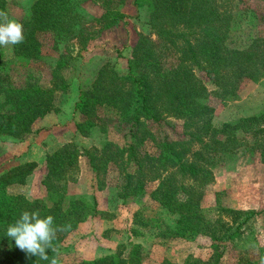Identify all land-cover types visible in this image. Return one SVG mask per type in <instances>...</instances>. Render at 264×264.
<instances>
[{
    "label": "trees",
    "instance_id": "obj_1",
    "mask_svg": "<svg viewBox=\"0 0 264 264\" xmlns=\"http://www.w3.org/2000/svg\"><path fill=\"white\" fill-rule=\"evenodd\" d=\"M118 1L124 4L126 0ZM130 1L135 12L143 13L144 25L159 41L136 34L130 45L114 48L113 59L95 70L89 84L78 87L71 118L75 133L88 137L97 110H110L123 132V143L105 141L99 151H86L90 193L68 190L77 148L46 155L42 166L33 161L8 168L0 165V264H49L29 257L6 236L8 225L25 210H39L41 217L53 216L56 226L71 224L53 241L60 264H143L149 251L132 238L143 236L146 228L165 240L203 237L210 250L206 259L188 254L181 262L163 258L160 264H219L223 253L243 235L247 221L261 212L219 205L204 208L201 201L204 187L212 182L211 169L221 156L234 152L239 136L254 140L249 149L256 151L264 164V109L214 127V107L208 103L211 94L222 103L235 100L242 85L264 76V36L247 45L241 41L225 0ZM256 1L264 5V0ZM8 5L0 0V12L7 13ZM78 5L70 0H33L15 20L23 25L25 40L10 45L9 60L0 47V144L28 137L37 120L56 111L54 94L69 86L62 71L77 61L67 50V38L75 36V31L76 37L83 33ZM117 18L110 19L103 29L116 26ZM81 46L84 53L94 49L86 41ZM37 61L47 64L49 87H42L30 69ZM169 117L183 122L176 140L159 135L158 128ZM35 172L40 178L35 179L38 189L35 187L32 196L8 193V187L26 184ZM148 182L154 183L147 193L150 201L173 215V223L158 211L138 208L124 219L120 231L127 238L115 249L91 258L69 251L74 236L87 223L116 219L101 202L99 207L97 193L113 189L111 196L131 208L145 195ZM48 254L50 258L54 255L50 250ZM237 264L246 262L241 257Z\"/></svg>",
    "mask_w": 264,
    "mask_h": 264
},
{
    "label": "rangeland",
    "instance_id": "obj_2",
    "mask_svg": "<svg viewBox=\"0 0 264 264\" xmlns=\"http://www.w3.org/2000/svg\"><path fill=\"white\" fill-rule=\"evenodd\" d=\"M6 1L9 5L5 14L9 20H16L33 0ZM70 1L79 3L78 11L82 19L79 29L81 28L83 33L82 36L76 37L78 32L75 31L73 34L75 36L67 38L66 41L68 52L72 57L77 58L75 64L62 71L69 86L65 91H57L54 94L56 111L37 120L32 126V134L22 140L7 139L8 145L0 144V165L8 168L21 161H33L42 166L46 155H56L66 147L75 148V150L77 148L79 155L74 169L69 174L68 190L72 189L78 193L84 189L90 193L88 182L91 174L86 151L90 153L99 151L105 141L121 145L123 132L116 115L110 110L99 108L97 115L93 118L94 127L90 130L89 136L82 137L76 134L71 118L77 89L79 86L89 84L94 78L95 70L113 59L114 48L130 45L136 34H141L155 43L159 40L144 25L143 13L135 12L130 0H126L124 4L118 0ZM225 5L233 14L236 36L246 45L252 39L264 36V5L262 3L256 0H225ZM117 16L120 20H117L116 26L107 30L103 29L105 23ZM85 41L87 45L94 46L91 52H80L81 44L85 45ZM63 47L61 46V49ZM2 50L5 52V59L9 60L10 46L2 47ZM125 54L126 51H124ZM46 67L47 64L43 61L30 64V69L35 72L42 87H49V73L45 71ZM205 85L211 92L212 87L206 82ZM208 103L214 107L212 117L214 127H219L224 122L257 115L264 109V76L242 85V90L235 100L222 103L211 94ZM158 130L161 137L166 136L176 140L182 133L183 122L169 117ZM237 139L239 143L235 145L234 152L221 156L211 169L212 182L203 189L201 205L204 208H214L219 205L235 210L261 211L247 221L243 235L223 253L219 264H237L241 257L246 264H264V164L260 162L258 153L249 149L254 145L252 138L241 135ZM37 172L32 175L34 178L27 180L26 184L10 187L8 193L29 197L35 190V179L40 178ZM63 183L61 182L59 187H62ZM36 188L38 189V185ZM153 188L154 183L148 182L145 195L132 203L131 208L121 206L119 200L111 196L113 189L108 188L97 193L99 207L101 202V206L104 205L105 209L112 211L116 219L110 222L95 220V222L87 223L74 236V247L69 251L84 258H91L115 249L117 244L124 242L127 238L124 231H120L124 227V219L131 211L134 212L138 208L158 211L165 221L173 223V215L158 206L155 201H150L147 193ZM39 190L44 188L40 187ZM142 232H144L143 236L132 238V240L141 243L149 251L143 264H160L163 258L181 262L188 254L206 259L210 254L203 237L195 241L165 240L155 237L151 229H142Z\"/></svg>",
    "mask_w": 264,
    "mask_h": 264
},
{
    "label": "clouds",
    "instance_id": "obj_3",
    "mask_svg": "<svg viewBox=\"0 0 264 264\" xmlns=\"http://www.w3.org/2000/svg\"><path fill=\"white\" fill-rule=\"evenodd\" d=\"M24 40L23 25L9 20L7 14L0 12V47L21 44ZM70 228V223L54 225V217H41L39 210H25L19 219L8 225L6 236L14 240L15 246L29 257L35 256L41 261H49V264H60L53 241L57 239L58 232ZM49 250L54 253L51 258Z\"/></svg>",
    "mask_w": 264,
    "mask_h": 264
},
{
    "label": "crops",
    "instance_id": "obj_4",
    "mask_svg": "<svg viewBox=\"0 0 264 264\" xmlns=\"http://www.w3.org/2000/svg\"><path fill=\"white\" fill-rule=\"evenodd\" d=\"M30 178H34V177H32V175H31V176H29V177L27 178V180L30 179ZM26 182H27V181H26ZM12 186H14V185H12ZM12 186H10V187H12ZM10 187H8V190H9ZM8 192H9V191H8Z\"/></svg>",
    "mask_w": 264,
    "mask_h": 264
}]
</instances>
